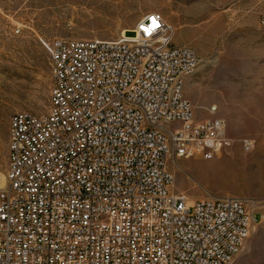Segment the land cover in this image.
Here are the masks:
<instances>
[{
	"label": "built area",
	"instance_id": "2783aa9c",
	"mask_svg": "<svg viewBox=\"0 0 264 264\" xmlns=\"http://www.w3.org/2000/svg\"><path fill=\"white\" fill-rule=\"evenodd\" d=\"M174 34L154 12L114 40L45 44L48 111L9 123L0 264H233L248 201L171 191V160L232 146L218 108L200 119L186 98L199 60Z\"/></svg>",
	"mask_w": 264,
	"mask_h": 264
},
{
	"label": "rangeland",
	"instance_id": "374dc122",
	"mask_svg": "<svg viewBox=\"0 0 264 264\" xmlns=\"http://www.w3.org/2000/svg\"><path fill=\"white\" fill-rule=\"evenodd\" d=\"M154 12L175 29L174 45L198 56L185 84L196 116L211 118L208 110L216 106L232 143L212 161L171 160V191L193 202L247 200L257 222L233 264H264V181L250 186L214 178L224 160L244 158L254 169L264 158V0H0V175L6 177L12 115L48 111L52 78L45 44L114 40Z\"/></svg>",
	"mask_w": 264,
	"mask_h": 264
},
{
	"label": "bare ground",
	"instance_id": "6f19581e",
	"mask_svg": "<svg viewBox=\"0 0 264 264\" xmlns=\"http://www.w3.org/2000/svg\"><path fill=\"white\" fill-rule=\"evenodd\" d=\"M255 161L257 163L256 171L254 170L256 167L253 169V164L249 165V162L244 158H240V160L237 159L236 161L234 159L224 160L217 165V172L214 174V178L216 179V182L240 181L250 186L259 185L264 181V158L258 157ZM176 167L183 172L181 167L178 165ZM6 183V177L0 175V187L3 188ZM189 201L193 203V200Z\"/></svg>",
	"mask_w": 264,
	"mask_h": 264
}]
</instances>
